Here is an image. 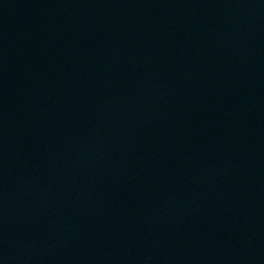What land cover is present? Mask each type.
I'll use <instances>...</instances> for the list:
<instances>
[{
    "label": "water",
    "instance_id": "1",
    "mask_svg": "<svg viewBox=\"0 0 264 264\" xmlns=\"http://www.w3.org/2000/svg\"><path fill=\"white\" fill-rule=\"evenodd\" d=\"M189 264H264V0H163Z\"/></svg>",
    "mask_w": 264,
    "mask_h": 264
}]
</instances>
